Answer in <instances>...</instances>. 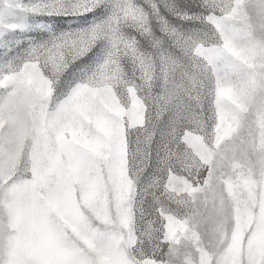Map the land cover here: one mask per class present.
I'll list each match as a JSON object with an SVG mask.
<instances>
[{
	"label": "snow or ice",
	"instance_id": "obj_1",
	"mask_svg": "<svg viewBox=\"0 0 264 264\" xmlns=\"http://www.w3.org/2000/svg\"><path fill=\"white\" fill-rule=\"evenodd\" d=\"M0 264H264V0H0Z\"/></svg>",
	"mask_w": 264,
	"mask_h": 264
},
{
	"label": "rangeland",
	"instance_id": "obj_2",
	"mask_svg": "<svg viewBox=\"0 0 264 264\" xmlns=\"http://www.w3.org/2000/svg\"><path fill=\"white\" fill-rule=\"evenodd\" d=\"M179 2L181 3L182 6H184L185 4L191 5L193 3V0H179ZM97 11H101V10L98 9ZM191 11L196 12L199 10L195 8H191ZM101 18L103 17H97L95 14L89 13L87 19H85L84 17H57V18L36 17L35 20H36L37 25L51 24L53 20H63L64 23L62 26L58 27L56 25H53V31L59 34L60 32H64V31L88 28L92 26L94 20L98 21ZM169 19L171 20L174 26L182 27L185 30L191 27H194V26L198 27V25H193L191 22H184V21L178 20L173 17H169ZM17 36L19 39L24 41L22 48H26L28 46L27 41L30 38L38 40L41 37H43L44 39H47L49 36V33L39 27H34L31 31H24L22 33H18ZM94 53L96 54L95 56L93 55ZM104 55H105L104 45L102 43H98L92 49L91 52H89L86 56H84L81 60L77 61L76 63L83 64L89 61V57H93V60L91 61V67L92 69H94L98 65V63L102 62ZM69 71H71V69H69ZM228 94L229 93L226 92V95ZM230 139H231V136H229L228 140ZM157 140H160L159 134L157 135ZM227 142L228 141L226 140L225 143ZM155 167H156V160H155V155H154L153 167L149 169V172H152ZM107 188H108V180L103 174H100L94 195H95V199L97 202L102 201V207L106 206L108 198H109ZM127 188H128L127 184L122 185V190L127 191ZM145 207L147 208V204H145Z\"/></svg>",
	"mask_w": 264,
	"mask_h": 264
},
{
	"label": "clouds",
	"instance_id": "obj_3",
	"mask_svg": "<svg viewBox=\"0 0 264 264\" xmlns=\"http://www.w3.org/2000/svg\"><path fill=\"white\" fill-rule=\"evenodd\" d=\"M98 207H102V201L97 202Z\"/></svg>",
	"mask_w": 264,
	"mask_h": 264
}]
</instances>
